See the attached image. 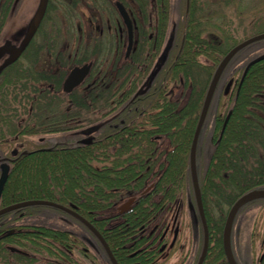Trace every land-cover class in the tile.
<instances>
[{
  "label": "trees",
  "instance_id": "1",
  "mask_svg": "<svg viewBox=\"0 0 264 264\" xmlns=\"http://www.w3.org/2000/svg\"><path fill=\"white\" fill-rule=\"evenodd\" d=\"M16 1L0 0V33ZM96 1L88 3L94 6ZM114 1H119L134 21L140 46L135 57L132 53L123 57V65L101 60L98 44L69 62L62 54L58 58V53L52 59L49 50L35 45L40 26L22 56L0 73V154L15 143L25 147L28 137L64 136L48 149L35 146L13 157L0 208L31 199L70 207L101 234L118 264H158L155 259L162 256V246L171 233L164 215L182 216L188 197L194 203L189 150L208 83L223 55L237 43L228 45L226 41L233 38L226 36L222 42H214L207 31L211 18L197 15L195 0H188L187 7L184 1L176 44L172 43L167 61L154 79L140 87L167 32L170 2ZM110 6L113 9V4ZM90 15L93 18L91 10ZM149 30L153 34H147ZM44 42L56 44V39ZM201 57L209 64L202 63ZM235 58L236 54L221 76L245 61L236 71L239 76L231 95L221 94L225 84L220 79L211 99L221 94L229 107L215 112L211 119L212 151L201 172L196 160L209 240L202 264H227L221 243L225 208L242 194L264 188V59L248 68L239 85L244 65L252 58ZM85 62H92L89 75L64 95L61 84L67 72ZM88 137L86 143L66 144ZM130 198L135 199L130 209L118 213L117 208ZM255 202H264V198L242 208ZM209 205L217 210L214 217ZM41 209L75 220L47 206H27L0 216V264H81L77 256L100 264L96 253L93 256L81 248L79 237L57 227L29 226L18 237H5L11 223L43 214ZM175 222L176 217L174 228ZM175 243L171 239L166 257ZM6 245H15L29 256L11 253ZM41 254L55 261L38 257ZM102 255L109 264L103 251ZM257 264H264V257Z\"/></svg>",
  "mask_w": 264,
  "mask_h": 264
},
{
  "label": "rangeland",
  "instance_id": "2",
  "mask_svg": "<svg viewBox=\"0 0 264 264\" xmlns=\"http://www.w3.org/2000/svg\"><path fill=\"white\" fill-rule=\"evenodd\" d=\"M51 1L48 18L46 21H42V25H40L42 30L36 35V47L39 46L40 50H49L51 54L50 58L52 59L54 53H58V58L62 54L63 58H66L69 62L74 58H79L81 52L85 50L91 51L93 49L91 45L98 44L97 50L99 52L98 55L101 56V60L104 59L105 62L111 65H123L122 59L126 48V33L114 6H112L114 10L110 6L114 0H97L94 6L88 3L89 0H70V6L67 5V0ZM184 1L187 7L188 0H169V24L163 41L158 47L159 50L156 56H166V59L168 58L169 49L165 54L162 51V47L165 45L167 38H171L170 43L176 44L179 38V22L182 19L181 12ZM195 2L197 4V15L200 14L201 16H209L211 18L207 31L211 32V39L214 42L220 40L222 42L223 37L226 36L233 38L232 42L230 40L226 41L228 45H233L264 32V0H195ZM36 4L37 0L16 1L1 30L0 44L4 41H10L12 44L18 43L29 18L35 10ZM90 10L94 13L93 18L90 15ZM147 34H153V32L149 30ZM50 38H55L56 44H45L44 39ZM90 38L93 39L87 40ZM263 53L264 39L252 43L239 51L236 54V58L247 57L246 59H250ZM156 56L154 57V62L158 58ZM200 61L209 64L203 57L200 58ZM154 62L152 65L155 64ZM244 62H237L221 79L220 83L225 84L223 92L221 93L223 96H227V94L231 95L235 80L239 76L236 71L243 66ZM143 84L144 80L140 87ZM178 92L179 90L175 91L173 98L176 97ZM63 94L65 95V93ZM221 94H217L215 99L211 100L213 103L208 111L207 118H205L203 129L200 132L196 152L197 168L200 172L206 167L209 154L212 151L211 119L215 115V112L222 113L229 107L226 97L220 98L222 96ZM85 135L88 136L87 134ZM62 137L64 136L57 134L28 137L29 144L25 147H23V144H21V147L19 143H15L11 145L8 151L0 154V163L2 158L12 157L10 152L14 148L20 152L22 150L32 149L35 146L37 148L46 147L61 140ZM209 207L211 208L210 213L214 217L217 210L215 211L211 205ZM228 208H225L226 213ZM41 210H43V214L30 219L18 220L17 222L26 226L27 224H33L35 226L47 225L67 230L81 239V248L83 250L87 249L86 252H89L93 256L96 253L95 255L98 256L99 263L107 264L102 255V248H100L99 243L94 237L89 235L88 231L80 223L65 215L50 212L48 209ZM190 215L185 207L182 216L179 214L177 217L169 213L164 215L163 220L170 225L171 233L168 234V243L162 256L158 259V264H196L201 250L202 231L199 222L194 223L193 230V227L190 226ZM175 217L177 232L175 235L176 243L173 246L174 250L166 257L165 261H162L163 256L167 254L171 247L170 242L175 231L173 225ZM263 239L264 202H255L242 208L234 218L231 233V247L236 262L238 264H257L264 250ZM42 256L48 258L44 254L38 257L41 258ZM48 259L50 260V258ZM76 260L81 264H91L86 259L83 260V258L78 256Z\"/></svg>",
  "mask_w": 264,
  "mask_h": 264
},
{
  "label": "water",
  "instance_id": "3",
  "mask_svg": "<svg viewBox=\"0 0 264 264\" xmlns=\"http://www.w3.org/2000/svg\"><path fill=\"white\" fill-rule=\"evenodd\" d=\"M47 4H48V0H37L35 10L33 14L31 15V17L29 18L24 28V31L22 33V37L18 41L17 44H12L10 41H4L2 44H0V72H2L6 67L16 62L18 58L21 56V54L25 51V49L27 48V46L33 39L34 35L36 34L43 20V17L46 12ZM114 6L126 30V42H127L126 50H125V57H126L129 54V51L132 46V23H131V20L129 18L127 11L125 10V8L123 7L121 3L115 2ZM262 39H264V32L261 34L249 37L239 42L238 44H236L230 50L227 51V53L219 61L218 65L216 66L211 76V79L208 84V87H207V90H206V93L203 99V103H202V106L199 112L198 120L196 123V127L193 133L190 150H189L190 182H191V188H192V193H193V198H194V203H195V206H194L192 205V203L189 202V208L192 213L193 222L195 223L198 220L200 221L201 227H202V234H203L202 235V247H201V251H200L196 264H202L205 258L206 252H207V248H208V230H207L205 217L203 213L201 194H200L196 167H195V152H196V145H197L198 137H199L210 101L212 99L214 90L216 88L219 77L222 71L224 70L225 66L238 51L248 46L249 44L262 40ZM262 59H264V54L250 60L245 65L243 72L241 74L240 80H239V85L242 82L248 68ZM91 65L92 64L89 62V63H84L79 66L72 67L62 82V88H61L62 92L68 94L73 89L78 87L87 77L90 71ZM229 115H230V112L227 113L224 119L219 137H221L222 135L223 129L226 125ZM13 154H16V150L13 151ZM23 154H25V152H23ZM8 173H9V165L6 162H2L0 164V196H1L4 184L7 180ZM262 198H264V188L250 190L242 194L241 196H239L229 207L226 213V216H225V220H224L223 228H222V234H221L222 250H223V254H224L227 264H237L233 257L231 245H230L231 227H232V223H233L236 213L246 203L251 202L253 200H257V199H262ZM132 200L133 199H129L127 202L122 204L118 208L119 213H123L126 210H128ZM38 205L56 208L58 210H61L69 214L73 218H75L95 236V238L101 244L110 263L118 264L114 256L112 255L107 243L102 238L100 233L92 226V224H90L85 218L80 216L70 207H66L61 204L55 203L53 201H49V200L31 199V200H24L21 202L10 204V205L0 208V215H3L13 210H19L27 206H38ZM175 234H176V230H175ZM8 249L12 252L23 254V252H21L20 250L16 248L9 247ZM263 256H264V251L262 255L260 256V260L263 258Z\"/></svg>",
  "mask_w": 264,
  "mask_h": 264
},
{
  "label": "flooded vegetation",
  "instance_id": "4",
  "mask_svg": "<svg viewBox=\"0 0 264 264\" xmlns=\"http://www.w3.org/2000/svg\"><path fill=\"white\" fill-rule=\"evenodd\" d=\"M170 39L171 38H167V40L165 41V45L162 47V51H163V53L165 54V53H167L168 52V49L170 50V46H172V42L170 43ZM139 47L140 46H138L137 45V33H136V30L134 31V38H133V43H132V57H135V55H136V53H137V51L139 50ZM156 57H158V58H156V60H155V64H153L151 67H150V69L148 70V72H147V74H146V76H145V78H144V84L145 85H147L148 83H150L153 79H154V77L157 75L156 73H157V70L158 69H160V68H162L164 65H165V63H166V56L164 57H162V56H156ZM166 59V60H165ZM157 66V67H156ZM80 141H82V140H79V139H77V140H75L74 142H69V143H67L66 142V144H72V145H75V144H79L80 143ZM84 142V141H83ZM133 203H134V200H133ZM132 203V204H133ZM26 225H24V224H20L19 222H17V221H15V222H13V223H11L10 224V226H9V228H7L5 231H4V235H5V237L7 238V237H10V236H16V237H18V235L20 234V233H24V232H26V231H28V227L29 226H31V227H34L35 225H33V224H27V226L25 227ZM4 237V238H5ZM263 241H264V239H263ZM8 245H6V247H7ZM12 246H14V247H16V248H19V247H17V246H15V245H12ZM21 249V248H20ZM165 249V246H162V250H164ZM85 251H87V249H84ZM13 253H15V252H13ZM16 254V253H15ZM20 255V254H19ZM28 254H26V255H23V256H27ZM166 255L167 254H165L164 256H163V260L162 261H165L166 260ZM29 256V255H28ZM50 258V261H55V259H52L51 257H49ZM160 258V257H159ZM159 258H156L155 260H156V263H159V261H158V259ZM261 261V260H260ZM110 264V263H109Z\"/></svg>",
  "mask_w": 264,
  "mask_h": 264
}]
</instances>
